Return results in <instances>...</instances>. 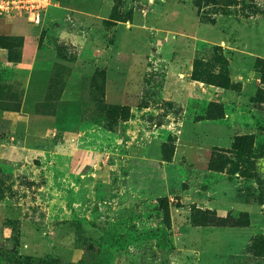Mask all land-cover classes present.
Listing matches in <instances>:
<instances>
[{
  "label": "rangeland",
  "instance_id": "obj_1",
  "mask_svg": "<svg viewBox=\"0 0 264 264\" xmlns=\"http://www.w3.org/2000/svg\"><path fill=\"white\" fill-rule=\"evenodd\" d=\"M258 180L264 0L0 9V264H264Z\"/></svg>",
  "mask_w": 264,
  "mask_h": 264
},
{
  "label": "built area",
  "instance_id": "obj_2",
  "mask_svg": "<svg viewBox=\"0 0 264 264\" xmlns=\"http://www.w3.org/2000/svg\"><path fill=\"white\" fill-rule=\"evenodd\" d=\"M52 4L53 0H1L0 9L6 14L22 11L29 16L32 23L38 25Z\"/></svg>",
  "mask_w": 264,
  "mask_h": 264
},
{
  "label": "trees",
  "instance_id": "obj_3",
  "mask_svg": "<svg viewBox=\"0 0 264 264\" xmlns=\"http://www.w3.org/2000/svg\"><path fill=\"white\" fill-rule=\"evenodd\" d=\"M240 140H242V141L246 140V141L250 142V138H246V137H242ZM257 179H258V178H257ZM258 182H260V180H258ZM260 186H261V188H262V195H264V185H263L262 182H260ZM244 215L246 216L247 214L245 213ZM195 222H196V223H199V222H197V221H195ZM211 222H212V221H210V220H208V221H203V224H202V225H211ZM212 223H214V225H217V226L220 225V224H218L217 222H212ZM236 223H238L239 225H243V224H245V223H248V220L245 221V222H242L241 220H237ZM257 249H260V250L264 253V240H260V241H259V243H258V245H257Z\"/></svg>",
  "mask_w": 264,
  "mask_h": 264
}]
</instances>
